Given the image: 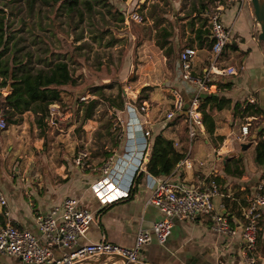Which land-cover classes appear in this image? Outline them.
Returning <instances> with one entry per match:
<instances>
[{
  "label": "crops",
  "instance_id": "0c3cea01",
  "mask_svg": "<svg viewBox=\"0 0 264 264\" xmlns=\"http://www.w3.org/2000/svg\"><path fill=\"white\" fill-rule=\"evenodd\" d=\"M215 4L221 22L230 30L228 41L234 46L225 48L219 58V65L233 66L235 70L231 73H222L225 74V79L232 82L229 89L221 90L222 94L230 98L231 105L220 110L210 109L215 120L214 134L206 133L202 122L200 125L194 124L192 134H188L189 123L185 121L184 107L195 94L196 85L184 80L181 75L178 79L177 73H180V69L178 64H175L174 74L171 73L172 69L168 70L170 74L164 80L174 78L176 88L170 89L169 93L172 95L173 91H177L182 97L183 107L172 117L161 119L159 116H153L152 111L145 108L146 99L142 100L143 108L127 105L124 108L126 119L120 135L114 136L108 143L102 142L103 149L96 146V151H86L90 166L68 162V157L61 158L62 160L55 163L53 159L51 161L45 159V152L39 150L35 155L32 149L22 142L20 135L7 138L5 141L0 140V192L6 198V204L0 205V212L5 221L39 234L35 215L61 204L67 197H74L79 200L81 207L88 208L93 213L88 229L79 238L80 243L106 240L124 247L132 246L138 230L149 228L153 221L162 216V212L149 201L151 194L149 184L152 180L151 176H148L150 173L141 170L143 173L134 193L107 204H100L92 192L91 185L101 175L99 162L108 155L120 156L132 140L141 139L140 130L147 129L150 134L162 131L173 139L176 148L185 150L184 156L178 160L169 174L151 175L189 186L204 184L216 176L219 193L213 197L214 206L226 215L231 225H238L242 207L252 196L256 182L263 177L264 164L256 163L253 157L255 140L254 138L250 140L252 136L250 127L249 135L242 141L250 143L242 150V155L238 154L241 142L238 139L239 126L244 118L240 119L233 115L232 105L246 96L249 99L254 97L264 114V46L256 39L258 23L249 0H224L222 4L215 1ZM195 49L191 72L198 76L208 64L209 51L203 47ZM217 79L216 75L210 74V80L213 82L210 83L209 92L216 90ZM172 83L169 82L171 85ZM147 97L149 100L152 96L149 94ZM172 100L173 97L167 98L166 103L171 105ZM255 118L256 125L264 128V116ZM169 121L173 123L169 124ZM89 134L90 131L80 138L75 137L74 145L79 142L86 145L92 143L94 140ZM218 135L222 136L221 140L218 139ZM133 136L134 138H131ZM67 143L70 146L73 141L67 140ZM230 152L234 154H229ZM224 155L228 157L224 158ZM18 157L23 161L16 160L12 167ZM236 157L239 158L236 165L242 170L240 175L230 173L224 168L228 163L231 169L234 166L232 158ZM42 161L44 164L38 166ZM5 211L8 212L6 216ZM240 243L238 234L234 236L221 234L211 227L209 219L202 216L173 217L170 232L164 242L158 243L152 238L142 243L137 252V259L144 264H242L239 254ZM254 250L255 264H264V210L259 220ZM53 253L58 257L62 250L53 246ZM16 262L17 258L14 256L0 253V264Z\"/></svg>",
  "mask_w": 264,
  "mask_h": 264
},
{
  "label": "rangeland",
  "instance_id": "374dc122",
  "mask_svg": "<svg viewBox=\"0 0 264 264\" xmlns=\"http://www.w3.org/2000/svg\"><path fill=\"white\" fill-rule=\"evenodd\" d=\"M110 1L117 11H114L113 7L111 12H108L105 7L95 6L99 12L94 10L92 16L85 17L83 21L75 17L76 25L69 24L65 11L56 6L37 4L31 14L22 9L17 15H10V7H6L9 19L14 20L13 25L22 27V30L18 31V34L23 35L20 40L24 47L22 51L32 52V63L45 65L47 60L64 58L76 83L65 85L61 100L50 105L44 133H40L31 111L22 113V118L17 123H7L4 115L0 113L6 122L5 127L0 129L1 141L20 135L22 142L27 144L35 155L37 150L44 151V158L49 161L53 159L56 163L62 160L61 158L68 157V162L76 164L74 158L80 150L96 151V146L100 149L102 142L108 143L114 136L120 135L126 119L124 108L127 105L140 108L144 102L138 100L142 95L141 88L147 85L151 86L146 91L147 96L151 94L152 97L149 100L146 98L145 108L152 111L153 116L165 118V112L171 109L166 99L173 97L169 90L176 86L174 78L167 81L164 79L170 74L168 70L172 69L171 73L174 74L178 64L177 53L187 46L190 32L185 24L186 14L200 10L201 2L188 11V0H171V5L163 0ZM152 2L166 11V16L172 23V52L169 56L155 44L154 32L148 25L150 20L147 18L142 21L140 18L139 12L147 14ZM207 2L208 0H204L202 3ZM22 3L24 4V1ZM13 10L16 11L17 8L14 7ZM119 14H122V20L118 19ZM21 15L25 18V23L19 21ZM258 27L257 25V29ZM139 30L142 40L136 45V33ZM107 40H111V43L107 44ZM37 55L40 59H37ZM224 67L226 73L235 70L233 66ZM177 78L180 79V73H177ZM169 82H173L172 85ZM92 85H101L99 92L102 94L93 93ZM158 87L160 88L157 89ZM2 92L6 94L9 88H2ZM81 96H87V100H82ZM91 99H96L92 118L83 121V103ZM239 124L240 122L237 125ZM256 124L257 119H252L250 129ZM87 128L90 131L89 136L94 140L93 144L79 142L74 145L75 137L80 138L81 135L89 133ZM67 140H72L73 144L68 146ZM40 158L44 160L43 157ZM16 160L21 161L22 158L15 159L12 167ZM42 163L43 161L36 165L42 166Z\"/></svg>",
  "mask_w": 264,
  "mask_h": 264
},
{
  "label": "built area",
  "instance_id": "2783aa9c",
  "mask_svg": "<svg viewBox=\"0 0 264 264\" xmlns=\"http://www.w3.org/2000/svg\"><path fill=\"white\" fill-rule=\"evenodd\" d=\"M132 17L136 18V16ZM209 30L212 44L208 64L198 76L191 72L192 58L196 53L195 47L184 46L177 53L181 77L196 85L195 94L184 107L185 121L189 123V135L192 134L194 124H201L197 109L199 94L209 92L210 84L207 82L210 80V74L226 73V68L219 65L218 56L229 39L230 30L221 22L216 8L209 16ZM231 72L232 70L228 73ZM172 95L171 109L165 113L166 118L172 117L183 107L181 95L177 91H173ZM81 99L87 100V96H81ZM140 108H143V104ZM252 119H255V116H246L240 124L238 134L240 141L249 135L248 127ZM5 125L4 118L0 116V129ZM140 132L141 139L132 140L120 156L108 155L103 158L99 166L101 175L91 185L92 192L100 204H107L128 196L134 176L139 171L145 170L144 161L150 147V132L147 129ZM87 158L86 150H81L74 161L78 165L90 166ZM148 176L152 178L149 184L151 187L149 201L162 212V216L153 221L149 228L138 230L132 246L124 247L106 240L80 243L79 238L88 229L93 213L88 208L81 207L77 198L67 197L61 204L35 215L39 234L28 228H20L10 221L1 224L0 253L17 258L15 264H82L86 259L100 254H118L128 260H138L137 252L142 243L152 238L158 243L164 242L170 232L173 217L192 218L199 215L209 219L211 227L221 234L226 236L238 234L241 240L239 254L242 264H254L259 220L264 210V177L256 182L252 196L242 207L238 225H231L226 215L214 206L213 197L219 193L214 180L189 186L170 182L165 178H156L151 174ZM5 204L6 198L0 192V205ZM7 214L8 212L5 211L4 215ZM53 246L61 248L60 256H54Z\"/></svg>",
  "mask_w": 264,
  "mask_h": 264
},
{
  "label": "trees",
  "instance_id": "16d2710c",
  "mask_svg": "<svg viewBox=\"0 0 264 264\" xmlns=\"http://www.w3.org/2000/svg\"><path fill=\"white\" fill-rule=\"evenodd\" d=\"M24 1V4L22 3ZM171 5V0H163ZM187 1V0H182ZM189 5L187 10L190 11L196 7L198 2L204 0H188ZM215 1L224 3V0H209L208 3L201 4L200 10H195L192 14L187 15L185 24L190 37L187 40V46L203 47L210 51L212 37L209 30V16L215 10ZM56 6L65 11L68 18V23L76 25L75 17L79 21H83L85 17L90 18L94 10L99 12L95 6L105 7L106 11L111 12V8H115L110 0H0V113H2L7 123H17L22 118V113L31 111L34 114V120L40 128V133H44L47 122L46 117L50 111V105L56 101H60L65 85L75 84L76 80L70 71L69 64L66 59L57 57L56 59L41 58L47 60L45 65H34L32 63V52L30 50L22 51L23 44L20 40L22 34H18L22 27H15L13 19H9L6 12V7H10V15H17L22 9H26L28 14L34 11L35 5ZM144 5V4H143ZM17 10L14 11L13 8ZM171 7V6H170ZM114 11H117L115 8ZM120 12V11H119ZM121 13V12H120ZM112 14V13H111ZM142 21L150 20V29L154 32L155 44L164 50V54L169 56L172 52L170 46V38L172 36V23L169 17L166 16V11L158 7L157 3H151L148 13L139 12ZM122 14H119L118 19L122 20ZM19 21L25 23L23 15L19 16ZM136 25V24H134ZM150 31V30H149ZM140 30L136 33V45L141 41L139 36ZM107 44L111 40H107ZM261 43V42H260ZM262 44V43H261ZM226 47L234 48L230 41H226L223 45L219 58L223 55ZM40 59V56H36ZM179 67V62H178ZM180 68V67H179ZM218 77L216 90L213 92H205L199 95L197 109L200 112L201 122L204 131L209 134H214L215 120L210 113V109L220 110L228 108L231 105V100L221 93V90L229 89L232 82L225 79V74L212 73ZM211 74V75H212ZM211 80L207 82L210 84ZM9 85V92L3 94L2 88ZM101 85H92V92L100 93ZM151 86L142 87V95L138 100L147 98V90ZM102 94V93H100ZM96 99H91L84 104L83 121L92 118L93 107ZM82 105V104H81ZM233 115H237L240 119L246 116L253 115L256 117L264 116L263 111L257 105L255 98L252 100L246 96L241 101H235L232 105ZM173 123L171 121L168 122ZM150 147L147 158L144 161V171L153 175L169 174L175 164L180 160L185 153L184 148H176L173 145V139L167 137L162 131L150 134ZM250 135H254L253 157L258 164H264V128L258 127L250 129ZM219 140L222 136H217ZM238 157L232 158L233 167H229L228 163L224 166L227 171L233 174L240 175L242 170L238 168L236 162ZM142 171L134 176L133 185L129 189L128 196H131L136 190ZM264 177V170H263ZM217 177L213 176V180L219 189ZM111 203V202H110ZM5 223V218L0 212V225ZM255 264V262H254Z\"/></svg>",
  "mask_w": 264,
  "mask_h": 264
},
{
  "label": "water",
  "instance_id": "95a60500",
  "mask_svg": "<svg viewBox=\"0 0 264 264\" xmlns=\"http://www.w3.org/2000/svg\"><path fill=\"white\" fill-rule=\"evenodd\" d=\"M252 5L253 15L255 20L258 23V30L256 39L264 45V0H249ZM9 85L7 86V89ZM254 138V135L251 136L250 140ZM248 142L239 143V155H242V150L245 149L248 145ZM229 154H234L230 152ZM224 158H227L228 155H224ZM82 264H144L139 260H128L123 256L118 254H100L95 255L86 259Z\"/></svg>",
  "mask_w": 264,
  "mask_h": 264
}]
</instances>
